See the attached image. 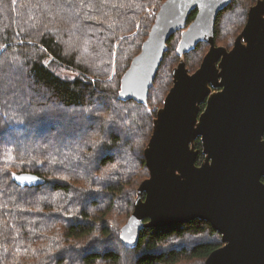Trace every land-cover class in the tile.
I'll return each mask as SVG.
<instances>
[{
	"label": "trees",
	"instance_id": "16d2710c",
	"mask_svg": "<svg viewBox=\"0 0 264 264\" xmlns=\"http://www.w3.org/2000/svg\"><path fill=\"white\" fill-rule=\"evenodd\" d=\"M154 1L0 0V78L11 81L0 89V264H205L222 246L203 220L145 228L133 249L120 241L136 191L149 176L144 149L180 60L178 31L167 42L147 104L118 100L120 78L154 21L155 13L146 15ZM256 1L232 0L217 16L215 46L232 32L226 48L232 47ZM208 48L201 42L184 55L189 73ZM63 70L78 72L67 79ZM11 84L24 91H11ZM75 111L83 122H76ZM115 116L114 123L125 126L108 135ZM59 132L83 144L51 150L49 141ZM94 134V142L112 146L101 144L92 165ZM194 145L200 164V140ZM19 173L35 174L43 184L20 186Z\"/></svg>",
	"mask_w": 264,
	"mask_h": 264
},
{
	"label": "water",
	"instance_id": "95a60500",
	"mask_svg": "<svg viewBox=\"0 0 264 264\" xmlns=\"http://www.w3.org/2000/svg\"><path fill=\"white\" fill-rule=\"evenodd\" d=\"M231 1L165 0L121 78L118 100L146 105L167 42L181 31L173 84L144 149L149 176L120 230L126 248L137 246L145 228L203 220L222 242L205 264H264V0L249 8L228 50L215 46L214 25ZM201 42L209 48L189 73L183 57ZM197 139L204 156L200 164ZM15 182L34 187L43 179L19 173Z\"/></svg>",
	"mask_w": 264,
	"mask_h": 264
},
{
	"label": "rangeland",
	"instance_id": "374dc122",
	"mask_svg": "<svg viewBox=\"0 0 264 264\" xmlns=\"http://www.w3.org/2000/svg\"><path fill=\"white\" fill-rule=\"evenodd\" d=\"M165 0H155L154 1V3H153V6L151 7V8H149L147 11H146V15H153L154 13H156L157 11H158V9H159V6L164 2ZM256 3V2H255ZM254 5V4H253ZM252 5V6H253ZM251 7V6H250ZM155 15V14H154ZM153 24V23H152ZM244 26H245V24H244ZM244 28V27H243ZM243 30V29H242ZM241 30V31H242ZM137 32V31H136ZM241 33V32H240ZM239 33V34H240ZM238 34V35H239ZM237 35V36H238ZM223 37H221V39H220V42H223L221 45H220V47H224V48H226L227 47V45H229L230 44V42H231V40H232V38H233V33L232 32H230V33H224V35H222ZM236 36V37H237ZM235 37V38H236ZM234 41H235V39H234ZM234 41L232 42V44H231V46L233 45V43H234ZM231 48V47H230ZM229 48V49H230ZM227 49V48H226ZM3 50V48L0 50V52ZM207 52V51H206ZM206 52H205V54H206ZM139 53V52H138ZM137 53V54H138ZM1 54V53H0ZM136 54V55H137ZM135 55V56H136ZM134 56V57H135ZM204 57V56H203ZM203 59V58H202ZM132 61V60H131ZM131 61H130V63H131ZM184 62H185V60H184ZM130 63H129V65H130ZM186 64V63H185ZM114 70H115V63H114ZM128 69V68H127ZM126 69V70H127ZM198 69V68H197ZM114 70L112 71V73H111V75H110V77L108 78V79H110L112 76H113V73H114ZM126 70H125V72H126ZM77 70H63L62 72H61V75L64 77V78H67V79H70V78H72V77H75V75L77 74ZM124 72V73H125ZM124 73L122 74V76L124 75ZM158 73V72H157ZM193 73V72H192ZM122 76H121V78H122ZM92 78V77H91ZM121 78H120V81H121ZM13 86H15V87H13ZM20 85H18V84H11V87L9 88L11 91H14V90H19V91H24V89H22L21 87H19ZM19 100H21V99H19ZM154 105V109L156 108V104H153ZM162 108V107H161ZM119 111H122V110H119ZM66 112H70V111H66ZM117 113H119V112H117ZM81 114V113H80ZM79 114V112L78 111H75L74 112V115H73V117H74V119L76 120V122H78V123H81V122H83V117H82V115H80ZM119 114H121V116H123V114L122 113H119ZM117 117L115 116L114 118H113V120H109V124H112V125H108L107 126V128H106V132H107V134L109 135L110 133H112V132H118V130H116V127L117 128H119V127H124L125 126V124H117V123H114V122H116L117 121ZM49 123H50V121H49ZM106 123H108L107 121H106ZM48 125H50V124H48ZM116 126V127H115ZM52 129H57V125L56 124H53V126H52ZM121 129V128H120ZM86 131V130H85ZM51 132H53L52 130L50 131V132H48L47 133V135L49 134V133H51ZM119 133V132H118ZM120 134V133H119ZM46 135V136H47ZM52 135V134H51ZM57 135H58V137H57ZM115 135V134H114ZM57 140V142H56V140L54 139V138ZM51 139H50V141H49V143L51 144V150L55 147V148H58V147H56V145H64L65 147H69V148H71V146L73 147V144L74 145H76V144H80V143H82L83 144V142H80V141H75V142H73L72 140H78V138H75V139H73V138H66V137H64V135L61 133V132H59V133H57L55 136H53ZM92 137H94V139H93V141H90L89 140V142H91V144H93L94 146L93 147H91L92 148V150L91 151H89V154H88V157L90 158V159H88L89 160V164L91 163L92 165H95L96 164V159H97V157H99L100 155H101V150H102V148H101V144H104V145H111L112 146V144H109V141L108 142H104V143H99V140L97 141V142H94L95 140H96V134H94ZM108 137V136H107ZM126 137V136H125ZM54 141V142H53ZM56 142V143H55ZM123 146H121V145H119L118 146V148L119 149H123L122 148ZM84 147L82 146V150L84 151V149H83ZM118 152H119V150H118ZM118 166L120 167V165L118 164ZM84 167L86 168V170L87 169H89V167L87 166V165H84ZM112 167L113 166H110V167H108V169H112ZM116 218V217H115ZM122 219V218H121ZM116 220H119V218L117 217L116 218ZM126 224V223H125ZM124 224V225H125ZM123 227V226H122ZM128 257V256H127Z\"/></svg>",
	"mask_w": 264,
	"mask_h": 264
},
{
	"label": "snow or ice",
	"instance_id": "6c2138e0",
	"mask_svg": "<svg viewBox=\"0 0 264 264\" xmlns=\"http://www.w3.org/2000/svg\"><path fill=\"white\" fill-rule=\"evenodd\" d=\"M10 83L11 81H4L2 78H0V89H6Z\"/></svg>",
	"mask_w": 264,
	"mask_h": 264
},
{
	"label": "flooded vegetation",
	"instance_id": "af4514ba",
	"mask_svg": "<svg viewBox=\"0 0 264 264\" xmlns=\"http://www.w3.org/2000/svg\"><path fill=\"white\" fill-rule=\"evenodd\" d=\"M232 47H233V45H232ZM232 47H231V48H232ZM231 48H230V49H231ZM230 49H228V50H230ZM217 90H218V89H213V91H217ZM202 105H203V107L201 108ZM201 106H200V112L203 111V109L205 108V103H204V104H201Z\"/></svg>",
	"mask_w": 264,
	"mask_h": 264
}]
</instances>
